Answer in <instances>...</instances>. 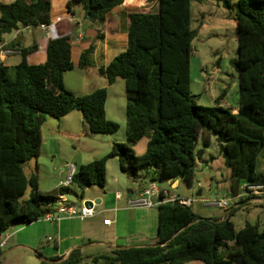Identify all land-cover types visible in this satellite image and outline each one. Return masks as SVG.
I'll return each instance as SVG.
<instances>
[{"label":"trees","instance_id":"16d2710c","mask_svg":"<svg viewBox=\"0 0 264 264\" xmlns=\"http://www.w3.org/2000/svg\"><path fill=\"white\" fill-rule=\"evenodd\" d=\"M125 1L71 0L69 7L82 6L98 28L97 40H102L107 15ZM219 1L231 6V0ZM157 2L154 12L129 14L127 49L99 69L108 85L119 79L126 84L127 141L114 143L108 155L82 165L70 185L48 192L40 190L37 176L24 172V166L41 154L47 118L59 120L80 111L84 128L95 135H114L120 126L106 117V88L77 96L65 87L64 75L75 68L71 36L50 40L47 59L40 65L28 62L36 45L20 48L11 43L7 47L19 51L21 61L15 66L0 62V243L13 226L41 220L71 192V186L78 188L81 198L89 187H105L111 159H118L122 172L133 181L140 171L150 169L156 175L154 182L179 180L192 187L196 146L200 140L210 145L215 138L234 194L246 182H264L257 171L264 152V0H238L236 4L238 53L232 66L238 74L237 113L222 106L225 93L215 106L202 107L191 92L193 41L198 35L192 29L191 0ZM51 9L49 0L0 3V36L23 28L49 27ZM93 51L91 47L82 53L81 67L93 65ZM145 138L146 154L138 156L134 146ZM160 199L159 235L152 246L98 254L76 249L65 260L47 258L41 264H264V230L258 224L236 230L231 221L236 209L221 221L201 218L192 205L184 206L180 200L165 202L163 191Z\"/></svg>","mask_w":264,"mask_h":264},{"label":"crops","instance_id":"0c3cea01","mask_svg":"<svg viewBox=\"0 0 264 264\" xmlns=\"http://www.w3.org/2000/svg\"><path fill=\"white\" fill-rule=\"evenodd\" d=\"M15 1L0 0V3L10 4ZM49 1L52 6V23L48 29L43 30L40 27L36 29L23 28L12 32L11 34L14 35L10 39L6 35L0 36V62L9 66L20 63V52L8 50L7 48L12 43L16 47L20 46V48L36 45L38 49L28 56V62L31 65L43 64L47 59V47L50 40L71 36L73 38L72 59L75 66L74 70L79 67L82 75L79 85L73 88L71 84H68L67 75L65 74L64 84L66 88L77 96L87 95L97 89L106 88L108 90L105 107L106 117L108 120L117 122L115 118L110 117L109 100L112 90L115 87L121 89L123 81L119 79L110 86L107 79L100 75L99 69L107 66L127 49L129 14L154 12L158 7L157 0H126L124 4L114 8L107 15L106 22L102 27L101 31L104 36L102 40H97L98 28L89 21L82 6L72 5L69 7L71 0ZM91 47H94L91 55L93 65L81 67V55ZM96 78H100V80ZM92 81L94 82L93 85ZM114 104L119 108V102ZM122 104H120V107ZM233 109L234 113H237L238 108ZM126 141V136L125 140H122L116 134L95 135L87 132L83 126V116L80 111H73L59 120L47 118L42 127L41 154L38 159L30 161L24 166V172L28 177L37 176L39 188L42 189V157L46 155L54 159L57 158L58 164L54 166V170H58L59 173L53 179L52 188L42 190V192L51 191L65 185L69 175H73L82 165L108 155L114 143H125ZM85 144H87L86 147H84ZM147 144L148 139L145 138L134 146L138 156L146 154ZM77 145L81 146L82 155L80 157L79 155L67 154L71 149L75 150ZM211 161L214 163L215 158H211ZM205 165L208 166V164ZM198 172L196 173V180L199 187H202V181H212V173H205L200 168ZM155 177L156 175L152 170L144 169L140 171L139 178L133 181L122 172L118 159L117 161L111 159L107 164L105 187H89L83 192V198L80 197V192L81 206L67 201L65 203L68 206L81 208L86 201H91L93 203L90 207L92 209L91 216L83 220L62 217L52 221L39 220L32 224L15 225L8 230V239L3 248L9 247L10 252L26 250L35 254L39 250L45 258L60 257L65 260L76 249H81L85 254H98L117 248L152 246L159 235L158 206L161 199L160 197H152L153 206L149 208L139 204L143 199V192L155 185ZM180 184L181 181L179 180L169 183L170 188L176 190L180 188ZM160 190L170 196L182 199L181 196L172 194L170 189L160 188ZM200 193V196H202L203 192ZM230 193H233L231 185L226 190L225 196ZM64 200H66L65 197ZM214 203H210L205 207L209 209L219 207ZM263 203L264 197L243 198L238 200L233 209L237 211L242 208L247 210L254 208L253 212L262 216V219L257 217L256 224L262 227L264 226ZM59 206H51L50 211L57 210ZM257 208L261 210H257ZM197 215L201 218H214L222 221L225 219L226 211H224L223 216L218 215L217 217ZM104 221H110V224L106 225ZM3 248H1V252ZM37 260L38 264L43 261L38 255ZM189 264L202 263L192 262Z\"/></svg>","mask_w":264,"mask_h":264},{"label":"rangeland","instance_id":"374dc122","mask_svg":"<svg viewBox=\"0 0 264 264\" xmlns=\"http://www.w3.org/2000/svg\"><path fill=\"white\" fill-rule=\"evenodd\" d=\"M237 2L238 0H231V6L227 8L219 0H191L192 29L198 32L197 37L193 41L194 54L191 59V92L197 97V104L202 107L215 106V100L225 93L222 106L238 108V74L232 66V62L237 58L238 53ZM13 35L8 34L6 37L10 39ZM66 75L68 84L76 88L82 75L81 69L76 67L74 71L68 72ZM96 79L100 80V78ZM121 81H123L121 89L115 87L110 94L109 114L110 117L117 120L116 123L120 126L116 135L125 140L126 87L124 80ZM93 84L94 82L92 81ZM116 102H119V108L115 106L114 103ZM121 103H123V107H120ZM67 154L79 155L80 157L82 155L81 146L77 145L75 150L71 149ZM196 156L197 172L200 168L205 173H212L213 179L211 182L202 181V187L198 186L197 180L192 187H188L185 183L181 182L178 190L171 189L169 183H154L158 188L170 189L172 194L179 195L184 200H190L193 203L192 210L201 216H223L224 210L220 207L214 209L205 207L210 203L215 202L214 204H217L218 201L224 199L226 197V190L230 188V172L225 165V160L220 153L216 139L213 138L210 145H205L200 140L196 146ZM213 157L215 158L214 163L211 161ZM57 160V158L54 159L43 155L41 191L52 188L53 179L59 173L58 170H54V166L58 164ZM205 164H208V166ZM257 171L264 176V152L258 159ZM207 184L210 185L208 186ZM200 192H203L202 196H200ZM79 196L80 191L78 188L71 186V192L65 197V202L62 200L54 203L53 206H59L66 203V201L81 206L82 201ZM253 211L254 208L252 210L242 208L234 212L231 221L236 230H240L246 224H256L257 217L262 219L261 214H256ZM263 229L264 226L261 227V230ZM9 250V247L3 248L1 252L2 264H38L37 255L33 252L26 250L10 252Z\"/></svg>","mask_w":264,"mask_h":264},{"label":"built area","instance_id":"2783aa9c","mask_svg":"<svg viewBox=\"0 0 264 264\" xmlns=\"http://www.w3.org/2000/svg\"><path fill=\"white\" fill-rule=\"evenodd\" d=\"M40 28L43 30L48 29L46 25H41ZM72 181V174L69 175L65 185H70ZM162 191L160 188H157L155 185L149 187L143 192V199L140 202V206L144 207H152L153 202L151 200L152 197H160L161 198ZM164 201L165 202H175L176 200H180V203L184 206H191L192 202L190 200H184L177 197L170 196L168 193L163 191ZM251 197H264V182L263 183H254V182H246L242 185L239 194L230 193L224 199L217 202V205L229 213V211L238 203V200L243 198H251ZM63 202H65L64 197L62 198ZM162 201H160L161 204ZM159 204V205H160ZM92 215V209L89 207H75V206H68L65 203L61 204L57 210L49 211L41 220L45 221H52L56 218H78V219H85ZM104 224L109 225L110 221H104ZM8 239L7 233L4 234L2 242L0 243V249L3 248L6 244Z\"/></svg>","mask_w":264,"mask_h":264},{"label":"water","instance_id":"95a60500","mask_svg":"<svg viewBox=\"0 0 264 264\" xmlns=\"http://www.w3.org/2000/svg\"><path fill=\"white\" fill-rule=\"evenodd\" d=\"M93 205V203L91 202V201H86L85 203H84V207H91ZM36 254L38 255V256H40L41 258H42V260L43 261H47V258H45L44 256H42V255H40V254H38V252H36Z\"/></svg>","mask_w":264,"mask_h":264}]
</instances>
